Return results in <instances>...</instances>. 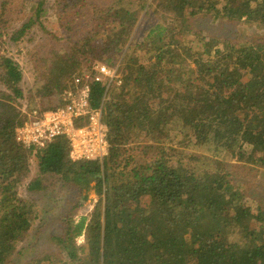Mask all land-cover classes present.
Here are the masks:
<instances>
[{
    "label": "trees",
    "instance_id": "1",
    "mask_svg": "<svg viewBox=\"0 0 264 264\" xmlns=\"http://www.w3.org/2000/svg\"><path fill=\"white\" fill-rule=\"evenodd\" d=\"M142 7L151 24L131 40ZM201 13L264 29V0H114L94 8L90 34L69 53L40 58L27 97L19 63L0 45V264L14 258L34 218L18 185L42 192L58 177L94 180L98 199L89 216L61 220L53 240L66 259L46 254L26 264H264V206L246 204L227 168L230 159L264 167V41L222 46L192 32L190 18ZM90 51L123 55L119 91L101 82L92 89L109 128L108 154L73 160L64 137L26 148L15 134L27 119L22 101L48 111L62 104ZM33 157L38 173L30 178Z\"/></svg>",
    "mask_w": 264,
    "mask_h": 264
},
{
    "label": "rangeland",
    "instance_id": "2",
    "mask_svg": "<svg viewBox=\"0 0 264 264\" xmlns=\"http://www.w3.org/2000/svg\"><path fill=\"white\" fill-rule=\"evenodd\" d=\"M38 1L0 0V45L19 63L23 74L20 86L26 97L30 92L28 90L36 82V69L40 58L47 56L51 49L69 53L79 39L90 34L94 8L97 5L105 6L114 0H45L40 15L34 18L35 10L39 7L37 6ZM150 11L151 9L146 7L140 8L139 20L134 27L131 40L140 39L150 26V15H146V12ZM25 22L31 23L30 26L20 34L21 36H16ZM190 22L194 29L192 32H195V29L201 31V34L209 39H216L222 46L231 39L238 43H243L244 40L264 41V29L245 21L232 22L227 19H214L211 13H201L192 16ZM70 26L72 27L70 30L65 29ZM57 34L59 37L55 38ZM190 35L191 38H195V35ZM97 37L98 40H102L101 34ZM110 55L112 54L105 53L99 56L97 52L91 53L90 51L84 55L85 66L83 68L90 67L93 60L96 61L94 64L101 61L107 63L106 59ZM112 56L113 63H115L112 66L118 67L117 72L119 78L122 79L123 55L121 57ZM140 57L145 58L143 53ZM70 80L71 78L68 81ZM111 91L118 92L119 86L111 84L108 93ZM22 103L27 102L23 100ZM45 103L46 106L51 105L47 101L39 100L36 105L44 107ZM227 168L232 182L242 190L246 204L254 209L258 203L264 206V167L230 159ZM31 171L30 178L38 173V162L35 157L31 159ZM49 179L50 181L46 182V188L42 192L27 189L25 182L18 185L20 197L29 200L33 206L34 218L29 232L19 242L17 252L9 264H26L32 258L46 254H52L55 259H66L65 252L53 240L54 234H59L62 229L64 230L65 224L61 220L67 215H72L76 219L89 216L93 210L98 199L94 191V180L88 185L86 181H83L81 185L59 177ZM75 243L77 246L82 245L84 236L77 237Z\"/></svg>",
    "mask_w": 264,
    "mask_h": 264
},
{
    "label": "built area",
    "instance_id": "3",
    "mask_svg": "<svg viewBox=\"0 0 264 264\" xmlns=\"http://www.w3.org/2000/svg\"><path fill=\"white\" fill-rule=\"evenodd\" d=\"M117 68L104 62L94 64L91 69L84 68L64 89L63 103L52 110L29 108L24 103L21 110L27 119L16 128V140L36 152L48 142L64 137L73 160L102 161L109 151V128L103 119L102 104L93 105L92 89L100 82L106 90L111 84L120 86L122 79Z\"/></svg>",
    "mask_w": 264,
    "mask_h": 264
}]
</instances>
